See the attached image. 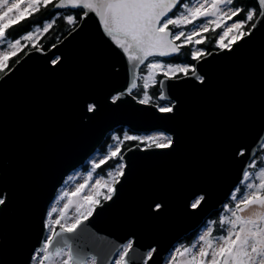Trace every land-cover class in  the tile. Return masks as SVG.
<instances>
[{
    "label": "water",
    "instance_id": "95a60500",
    "mask_svg": "<svg viewBox=\"0 0 264 264\" xmlns=\"http://www.w3.org/2000/svg\"><path fill=\"white\" fill-rule=\"evenodd\" d=\"M255 23L253 35L196 62L204 83L191 74L161 79L163 93L174 101L172 113L140 104L133 93L111 102L130 86L132 64L95 13L2 75L0 194L6 204L0 205V264H32L60 187L120 125L164 130L173 146L127 149L125 176L112 200L59 239L97 255L98 264H111L133 239L129 264L149 249L158 253L156 264H164L176 243L226 204L264 142V21ZM93 103L98 110L90 113ZM194 195L205 197L197 209L189 207Z\"/></svg>",
    "mask_w": 264,
    "mask_h": 264
},
{
    "label": "snow or ice",
    "instance_id": "6c2138e0",
    "mask_svg": "<svg viewBox=\"0 0 264 264\" xmlns=\"http://www.w3.org/2000/svg\"><path fill=\"white\" fill-rule=\"evenodd\" d=\"M241 0H196L188 3L182 0H0V45H6L7 51H0V72L8 68V61L22 51L26 44H22L20 38L13 37L8 39L6 30L17 23L22 22L28 16L39 12L41 8H48L53 5L55 9H69L62 18L66 19L68 25L75 26L84 21L90 13H95L103 26V31L115 41L116 45L127 55V59L132 64V77L130 86L119 94L110 97L112 103H117L133 90L137 89V80L141 77L136 75V69L140 65H145L148 75L143 77V96L139 99L140 104H148L151 97L148 94L150 86L156 84L157 73H162L165 79H176L177 75L189 76L204 83V77L197 72L195 65L187 62L173 63L172 61H162L159 58L172 57L179 60L181 48L186 45H200L206 38L201 33L209 31V25H214L216 29L223 27V33L219 36L218 47L220 49H230L232 42L246 36L253 35L257 24L253 21L259 19L264 21V0H254L251 5L240 6ZM22 5L24 7L22 8ZM177 5H180L178 8ZM169 13H173L169 16ZM243 16L239 20L234 17ZM60 15V13H53ZM79 17V19H77ZM204 19V23L196 25L198 19ZM227 20H233L228 25ZM55 24V20L43 24L42 28L35 31H28L23 35V41L33 42L38 33L43 31L48 33ZM188 25H193V30L187 33L184 29ZM170 26H172L170 28ZM174 29H180L175 31ZM234 33V34H233ZM230 37L229 43H224L226 37ZM183 38V39H182ZM180 41L181 43H177ZM32 47H37L32 43ZM206 53L200 49H189L187 55L191 60L200 61ZM151 58V59H150ZM147 62V63H146ZM51 63H59L56 57H52ZM164 82H160V100H168L166 105H158L160 113H172L175 105L171 103L166 94L163 93ZM90 113L98 110L96 104H89L86 109ZM116 143L108 151L106 157L101 159L94 167L99 168L109 159H116L118 162L114 166L115 171H110L107 175L111 178V183L101 184L96 181V197H101L103 201H110L116 192L115 184L120 182V178L125 176L126 164L122 154V145L125 141H140L154 146L158 149H167L173 146V140L167 135H146L137 136L124 134L123 138L115 137ZM131 149H129L130 151ZM238 154H243L238 153ZM251 166V165H250ZM251 174L247 171L243 174V180L248 181ZM254 191L250 195L243 196L235 204V211H231V218L220 220L221 225L228 224L230 227L224 235L216 238L212 237V230L209 229L204 235L200 236L203 247L198 249L197 255H192L189 264H264V196L260 195L259 190H264V172L260 173L259 185L248 184ZM85 187L81 184L77 193ZM106 189V193L101 191ZM240 192L238 188L236 190ZM68 195V193H65ZM237 200V196H232ZM205 201L203 195H194L189 207L199 208ZM88 205L87 211L77 216L74 222L61 224V219H57L55 224L60 225V231H55L49 225V235L43 243L40 252L35 253L37 257H42L38 264H45L52 261L54 264H98L97 255L82 254L81 251L74 250L73 245L67 240L59 239L64 233L74 232L84 220L92 216L95 206L101 204L100 199L93 196L86 198ZM6 200L0 194V205H5ZM243 205V207H242ZM155 210H160L163 205L155 204ZM56 208L52 212H56ZM51 219V215H49ZM54 245H58L55 246ZM133 244L129 242L119 250L118 260L111 264H129V250ZM185 251H188L185 249ZM158 256L155 249H149L146 256L138 262L132 264H156L153 259ZM210 257V259H209Z\"/></svg>",
    "mask_w": 264,
    "mask_h": 264
},
{
    "label": "trees",
    "instance_id": "16d2710c",
    "mask_svg": "<svg viewBox=\"0 0 264 264\" xmlns=\"http://www.w3.org/2000/svg\"><path fill=\"white\" fill-rule=\"evenodd\" d=\"M59 0H54V3H58ZM195 0H182V2H188L193 3ZM254 2V0H241L240 6L244 7L246 5H251ZM235 4V0H234ZM180 5L178 6V8ZM69 12V9H55L53 5H49L48 8H41L39 12H36L32 14L31 16H28L26 19H24L22 22L15 24L11 28L6 30V35L8 36V39H12L13 37L19 38L26 34L28 31H34L36 28H39L43 24L49 23L51 20H55V24L53 25L52 29L49 30L48 33L42 32L38 40L35 42L37 44V47L35 48H41L43 50H49L54 44L61 41L64 37H66L72 30H74L80 23L76 24L75 26L68 25L66 22V19H63L62 17ZM53 13H60V15H53ZM173 15V14H172ZM243 16V13H241L240 16L234 17L233 20H239ZM79 19V17H77ZM228 20V21H233ZM257 20V19H256ZM256 20L253 22L255 23ZM204 19H198L195 24L197 23H204ZM172 26H170L171 28ZM193 29V25H188L184 31L187 33L188 31ZM175 31H178L180 29H174ZM223 27L220 29H216L214 25H209V31L206 33H202V37H205V42H202L200 45H186L182 47L181 53L179 54L180 59L174 60L172 57L162 59L164 61H172L173 63H182L187 62L190 65H196L195 60H191L190 56L187 55L189 52V49L195 50L196 47L202 49L206 54L214 51L219 50L218 47L219 43V36L223 33ZM183 39V38H182ZM180 42V41H178ZM223 42H229V40L225 39ZM232 44V43H231ZM32 47V43L27 44V47H24L22 51L18 52V54L15 57L10 58L8 62V68L5 69L3 72H0V78L2 75H4L6 72H8L17 62L19 59H21L27 52H29L32 49H35ZM205 54V55H206ZM148 75V71L145 65L141 67L140 70V79L138 80V87L137 89L133 90V94L137 96L138 98H142L143 96V77ZM182 76V75H177ZM162 73H159L156 78V84L152 85L148 89V94L151 97L150 102L158 105H163L165 103H168V100H160L159 94H160V78H162ZM171 101V100H170ZM171 103H173L171 101ZM111 135H109L105 142L101 145L100 150L107 153L108 147L107 143L110 139ZM137 143H140L141 145H145L146 143H141L140 141H125L123 143L122 147V154L125 152L126 149H128L130 146L135 145ZM254 162L249 165V171L254 170H261L264 166V143L259 147L258 152L253 159ZM117 160L116 159H109L107 162L101 167L96 168V172L100 174H106L111 168H113L116 165ZM92 167L90 165V161H88L86 164H84V168H90ZM245 183H242V188L244 187ZM242 190V189H241ZM229 204L234 203L233 199H229ZM227 201V202H228ZM227 205V204H225ZM223 206L220 209L214 210L209 217L205 220L204 224H210V229L212 230V237L216 238L220 235H224L227 231V224L221 225L219 223L220 220H223V213L225 212L226 206ZM200 232V229H196L189 234L185 235L181 242L179 244H185L188 246H191L194 244L198 234Z\"/></svg>",
    "mask_w": 264,
    "mask_h": 264
},
{
    "label": "rangeland",
    "instance_id": "374dc122",
    "mask_svg": "<svg viewBox=\"0 0 264 264\" xmlns=\"http://www.w3.org/2000/svg\"><path fill=\"white\" fill-rule=\"evenodd\" d=\"M9 2H11V0H9ZM195 2H196V0L193 2V4ZM209 2H210V0H209ZM23 7H24V5H22V8ZM232 22L233 21L227 20L226 24L230 25ZM199 24H202V23H197L196 25H199ZM39 28H42V26H40ZM42 32L43 31H41L40 33L37 34V36L33 42L23 41V39H22L23 36H21L19 38L21 39L22 44L27 45L29 43H35L38 40V38L40 37V35L42 34ZM26 34H24V35H26ZM231 35L232 34H230V36L227 37L228 40H230ZM201 36H203L202 33H201ZM225 39H224V41H225ZM224 43L228 44L229 42H224ZM196 48H198V47H196ZM0 51H7L6 45H0ZM155 59L162 60L161 58H155ZM162 61H164V60H162ZM157 75H159V72L157 73ZM156 78H157V76H156ZM166 104H168V103H165L163 105H166ZM124 134L132 135L129 131H125V130H123V133H120V132L112 133V135H111V137L107 143L108 151L116 143L115 137L119 136L122 139ZM161 134L171 137L170 134H167L164 131H159V130L147 132V133L141 134L139 136L161 135ZM146 145L149 146V144H147V143H146ZM107 153L98 149L91 156L90 165L92 167L87 168V169L84 167H81V168H78L77 170L70 173V175L68 176L64 186L59 190L58 194L56 195L54 201L51 204L50 211L48 214V220H47V227H48L47 237L50 234L49 233V225L50 224L52 225V228L55 231L60 229V225L55 224V221L57 219H61V213H63V219H61V224H64L66 222L72 223L75 221V219L77 218L78 215L85 213L87 211V207H88V205L86 203V198L88 196H93L96 199H100L101 203L103 202L101 197H96V191H97L96 181L99 180L101 182V184H104L105 182L111 183V178L107 175V173L110 171H115V168L113 167V168L107 170L108 172L104 175V174L97 173L96 167H94V165L99 163V161L101 159H104L106 157ZM117 162H116V164H117ZM253 162H254V160L251 161V163H253ZM247 172H249L251 174L250 179L248 181H244V180L242 181V183H245L243 188L241 185H239L233 191V193L229 199H232L233 195L237 196L238 199L234 200V203H232V204L231 203L229 204V201L226 202L227 205H225V206L227 208L225 209V212L222 215L223 219L231 218V211L236 210L235 204L238 202L239 199H242L243 196L252 194V192L254 190L249 188L247 186L248 184H255L257 186L259 185L260 173L264 172V166L262 167L261 170H254V171L248 170ZM81 184L85 185V187L82 190H80L79 193H77V189L79 188V186ZM114 187H115V185H114ZM238 188L240 189V192L236 191ZM101 191L106 193V189H101ZM259 191L261 192V190H259ZM65 193H68V195H65ZM53 208H56L57 211L52 212ZM49 215H51V219H49ZM229 227H230V225L227 224V229ZM199 229H200V232H199L194 244H192L191 246H188V245H185L182 243L177 244L175 246V248L168 255L165 264H189V261L191 260L192 255H197V258L199 259L198 249L200 247L204 246L203 242L200 241L199 238H200V236L204 235L210 229V224H205L203 226H200ZM129 242L132 243V239ZM129 242H127L123 247H125ZM185 249H187L188 251H185ZM37 252H40V251H37ZM41 258L42 257H37L35 255L32 264H38V261ZM118 259H119V256L117 255L115 260H118ZM209 259H210V257H209ZM45 264H54V262L46 261Z\"/></svg>",
    "mask_w": 264,
    "mask_h": 264
},
{
    "label": "flooded vegetation",
    "instance_id": "af4514ba",
    "mask_svg": "<svg viewBox=\"0 0 264 264\" xmlns=\"http://www.w3.org/2000/svg\"><path fill=\"white\" fill-rule=\"evenodd\" d=\"M182 50V49H181ZM140 70H141V68H140ZM161 80V79H160ZM123 130H125V131H129L132 135H137V136H139V135H141V134H144V133H147V132H145V131H135V130H133L132 128H130V127H128V126H126V125H120V126H118V127H115L113 130H111L108 134H107V136H106V138L109 136V135H112V133H114V132H120V133H123ZM106 138H105V140H106ZM104 140V141H105ZM264 143V142H263ZM262 143V144H263ZM132 146H134V145H132ZM122 147H123V145H122ZM129 148H131V146L129 147ZM259 149V148H258ZM127 150V149H126ZM258 152V151H257ZM257 154V153H256ZM256 156V155H255ZM255 158V157H254ZM253 158V159H254ZM252 159V160H253ZM251 160V161H252ZM251 161H250V163H251ZM250 165V164H249ZM249 170V166H248V168H247V170L246 171H248ZM240 185H242V184H240ZM264 193V190H261V192H260V195L261 194H263Z\"/></svg>",
    "mask_w": 264,
    "mask_h": 264
}]
</instances>
